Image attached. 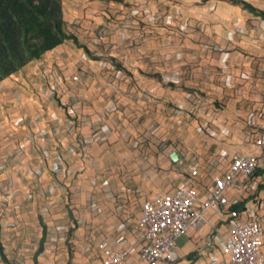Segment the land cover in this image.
<instances>
[{"label":"crops","instance_id":"1","mask_svg":"<svg viewBox=\"0 0 264 264\" xmlns=\"http://www.w3.org/2000/svg\"><path fill=\"white\" fill-rule=\"evenodd\" d=\"M242 2L264 12V0H61L71 38L0 82L9 264H97L101 239L132 241L144 199L192 170L209 185L233 155L261 154L264 19ZM227 192L229 205L205 212L176 240L177 259L158 264H221L233 222L251 218L264 256V160ZM138 249L128 241L142 264Z\"/></svg>","mask_w":264,"mask_h":264},{"label":"built area","instance_id":"2","mask_svg":"<svg viewBox=\"0 0 264 264\" xmlns=\"http://www.w3.org/2000/svg\"><path fill=\"white\" fill-rule=\"evenodd\" d=\"M253 143L260 150V155H233L229 170L222 176L214 177L211 184L195 180L196 171L192 170L188 182L175 191L144 199L138 219L127 227L132 241L124 234L115 236L112 244L106 238L101 239L96 246L100 254L97 264H136L126 250L128 241L138 243L137 258L142 264H158L163 258L175 261L176 240L203 221L205 212L229 205L227 190L238 175L250 178L261 168L264 131L257 133ZM230 208V217L236 218L238 212L230 211ZM262 243L263 226L260 220L234 221L222 246L221 264H264Z\"/></svg>","mask_w":264,"mask_h":264},{"label":"trees","instance_id":"3","mask_svg":"<svg viewBox=\"0 0 264 264\" xmlns=\"http://www.w3.org/2000/svg\"><path fill=\"white\" fill-rule=\"evenodd\" d=\"M242 3L264 19V12ZM68 38L71 35L65 31L61 0H0V82ZM243 208L244 201H240L230 211L239 212ZM195 256L196 253H191L188 258ZM0 257L9 264L1 242Z\"/></svg>","mask_w":264,"mask_h":264},{"label":"water","instance_id":"4","mask_svg":"<svg viewBox=\"0 0 264 264\" xmlns=\"http://www.w3.org/2000/svg\"><path fill=\"white\" fill-rule=\"evenodd\" d=\"M170 158L173 160V161H176L178 158H179V155L177 152H173L170 154Z\"/></svg>","mask_w":264,"mask_h":264}]
</instances>
